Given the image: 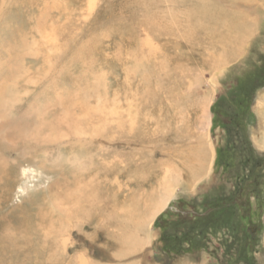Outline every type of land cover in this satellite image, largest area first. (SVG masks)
<instances>
[{"label": "rangeland", "instance_id": "374dc122", "mask_svg": "<svg viewBox=\"0 0 264 264\" xmlns=\"http://www.w3.org/2000/svg\"><path fill=\"white\" fill-rule=\"evenodd\" d=\"M50 1L45 14L39 4ZM117 1L0 0V42L8 37L6 48L14 43L11 30L24 37L12 63L0 43V218L15 216L27 225L14 235L3 229L0 236H19L16 241L25 244L38 237L31 234H43L33 239L36 247L14 249L8 260L38 264L44 252L53 251V232L63 229L66 235L67 214L74 223L77 210L90 212V199L98 193L124 202L111 199L108 208L97 206L100 211H129L124 216L135 221L140 184L108 169L122 158L117 151L131 150L121 149L125 138L151 137L159 140L152 159L164 160L160 173L168 168L171 174L163 186L166 197L156 192L144 214L148 232L143 230V244L131 258L138 264H264V0H157L159 11L171 12L168 21L158 22L160 33L182 37L171 40L164 56L158 51L149 56L146 30L133 23L124 28L110 17V4ZM199 8L216 12L221 22L228 18L231 31L249 30L240 51L223 64L197 61V51H189L187 32L202 15ZM175 14L177 26L169 23ZM47 39L53 40L50 46ZM214 51L199 50L207 58ZM187 138L204 142L203 168L194 159L195 140ZM162 147H190L193 160H183L188 150L170 159ZM125 162L115 166L125 171ZM69 189H74L71 210L60 211V217L54 196L63 193L66 203ZM158 216L160 226L154 224ZM89 231L74 228L72 237L94 259L104 235L89 243L82 236Z\"/></svg>", "mask_w": 264, "mask_h": 264}, {"label": "bare ground", "instance_id": "6f19581e", "mask_svg": "<svg viewBox=\"0 0 264 264\" xmlns=\"http://www.w3.org/2000/svg\"><path fill=\"white\" fill-rule=\"evenodd\" d=\"M152 1H153V4L156 5V7L155 6L151 7L153 4L151 5L149 0L148 1H146V0H118L116 4L115 3L110 4V7H109L110 17L115 16V22L118 24L121 23L124 26V28H125V26H127L126 23H128L129 26L131 25V23H133L132 26L135 27V25H136L137 28L146 30V33H145L146 34V38H145L146 43L145 44L148 47L147 53L149 54V56H150V52H153V51H158L159 53H162V55L164 56V55H166L165 49H168V47L171 46V40H176V39L180 38L181 36L179 35V33H176L178 28L174 31V33H176V34H172V36L170 34L165 33V32L160 33L161 31L158 30L159 28L157 26L158 22L168 21L167 18L170 16L171 12H165V10L159 11V9H157L159 2L157 0H152ZM156 1H157V3H156ZM222 1L223 0H221V2ZM225 1H227V0H225ZM37 2H39V1H37ZM37 2H35V4ZM51 2L52 1L47 2V3H43V4L42 3L39 4L40 9L43 13L45 12V14H46V11H48V9L50 8L49 3H51ZM148 2H149V4H148ZM36 5L38 6V3ZM90 5H91V3H90ZM112 8H113L114 12L111 11ZM199 9L201 10V8H199ZM202 10H204V9H202ZM202 10H201L202 15L197 16L196 17L197 19L196 18L194 19L193 27L191 29L192 31L187 32L189 34L188 35L189 38L186 37V39H189L188 42L190 43V47H191V50H189V51L190 52L192 51V53H194V51H197L196 54H193L194 58L197 61H200V60L201 61L217 60L219 63L223 64V62L227 61L228 58H231L234 53H238L240 51V48L242 47V44H243L245 38L248 36L249 30L248 29L245 30V28H244L242 33L240 32V30H238V32L231 31L230 27H228L229 21L227 20L225 22V20L228 18H224L225 20H223V22H221V20L219 19V16L217 17L216 12L213 11L210 13H206L205 11L203 12ZM141 12H142L143 18L140 20L139 18H137V15H138V13H141ZM220 15H222V14H220ZM175 16H176V14H175ZM225 17H228V16H225ZM238 19H240L239 16H238ZM37 20H38V18H37ZM40 21H41V19H40ZM1 22H2V20H1ZM169 23L177 26L178 25L177 16L175 17V20L173 22H169ZM3 25H4V23H3ZM122 25H120V26H122ZM161 25H164V24H161ZM6 28H8V26H6L5 29ZM222 28L224 29V31H222ZM144 30H142V31H144ZM198 31H200V32H198ZM197 32H198V35L195 36V34ZM38 34H39V32H38ZM9 35H11V39L9 40V42L14 41L13 44L9 43L7 48H6L5 45L7 44V38L8 37L6 39L2 40L0 43H1V45H3L6 48V57L8 58L7 62L9 63L11 61L10 63H12L13 60H15V58L18 56V49L22 50V44H23L24 37H23L21 32L18 33L17 36H15L13 30H11V34L9 33ZM154 36L158 37L157 42H154V40H152V39H154ZM28 39H30V38H28ZM52 41L53 40H51V41L48 40L47 44L49 45ZM236 43H239L241 46L237 45ZM177 46L178 45H173L172 48H175ZM195 46H197V48H194ZM198 46H200V47H198ZM202 46H206L207 49L215 48V51L212 53V55H213L212 58L204 57V55L199 52V50ZM227 50H229L228 53H227ZM222 52L224 53L223 56H222V54H223ZM35 53H36V51H35ZM148 54H145V55H148ZM191 56H192V54H190L189 57H191ZM19 65H21V64H19ZM10 67H11V65H10ZM161 69H162V66L160 67V70ZM187 139L189 141H192V139L195 140L194 144H193V153L195 152L196 157L194 156V159H195V161H197L196 159L198 158L199 162L198 161L197 162L199 163L201 168H203L205 166V159L207 156L206 148L204 147V144H203L204 142L200 138H191V139L187 138ZM157 140L158 139L151 138V137L150 138H125L124 141L121 142L122 143L121 149L130 148L131 150L130 151L124 150L123 152L117 151L118 156L121 155L122 158H119V157L115 158L114 157L115 159H113L112 163L117 164V163L126 161L125 162L126 163V170L124 171L123 168H119L118 165L115 166V164L112 165L111 167H109V169H108L109 172L110 171L114 172L117 175L121 174L122 172H124L126 176L129 174L130 176L127 178L128 181H133V182H136L137 184H140L139 185V191H138V197H139L138 200H139L140 204H142V205L140 207L141 212L138 213V215H139L138 218H136L135 221H132L133 219H130V218L127 219L124 215H125V213H128L129 211H123V212H116L115 210L100 211L98 209V207H107L105 202L108 203L109 201H111V199L113 200L112 203H114L116 201V204H120V205H124V202L122 200H118L117 198H114L111 194L106 193L107 191L100 193L101 198H99V193H98L94 196V199H90L92 202V204L90 202V206H91L90 212H93L94 214L88 212L85 209V207L82 210H77V212L79 214L77 215V218H76L74 223L72 222L71 218H69L71 213L69 215L67 214V216L65 215L67 217V219L65 221L66 222V230H67L65 233L66 234L65 236L61 233L63 231L62 227H64L63 224H61V221L59 222L60 225H62V227L60 228L59 225L57 224V220H56V225H58V228L60 229V231L62 229V231L56 232L55 230H53V231H55L52 234V239H53L52 244L54 245V247L52 246L53 251L44 252V254L37 259L38 264L42 260H45L44 256L47 253H48V255L46 257H47L48 261L45 264H74V262H78L79 264H138L139 261L137 262L136 258L135 259L131 258L130 255L134 254V252L132 251L133 249H135L137 251L141 247V244H143V242H142L143 241V238H142L143 230L148 232L147 231L148 230V228H147L148 222H146L147 220H146L144 214L147 213V211H149L148 209H150L152 207V203L154 201L153 196L155 195L156 192H161L162 196L166 197L165 196L166 189H168V188L163 187V186L169 180L170 174H171V173L169 174L168 168H165V171H162V174L160 173L161 168L163 166H165L164 160L163 161H161V160L155 161L152 159L151 154L153 153L154 149L157 146V143H158ZM174 141H175V138H174ZM102 144L104 145V143H102ZM116 144H117V142H116ZM119 144H118V146H119ZM191 144H192V142H191ZM158 146H159V144H158ZM190 147L192 148V146H190ZM190 147L185 148L182 151H178L176 149H171L169 147H165V148L162 147L164 149L163 155L170 157V159H174V160L177 159L178 160V159H181L182 155L184 154L183 152L188 150L190 152V154L188 156L184 157L183 160H188L187 159V157H188L190 159V161H192L193 160V154L191 152ZM94 152H96V151H94ZM119 152H121V154H119ZM100 153H101V151H100ZM86 154H88V153H86ZM91 154H90V156H91ZM94 155H97V154H94ZM123 157H124V159H123ZM23 168H21L23 175L27 174L28 170L26 168L25 169H23ZM195 168H196V166H195ZM196 171H198V169ZM105 172L107 174L109 173L108 171H105ZM122 176L124 177L123 174H122ZM74 178L76 180L80 179L78 175H74ZM72 184H74L77 188L79 186L78 183L77 184L72 183ZM9 189H10V187H9ZM66 189L64 191H67ZM62 194H61V196H60V193L57 194L56 196H54L55 197L54 198L55 199V207H56V210H58V211H56V213L60 217H61L60 211L71 210V207H68V206H71L72 204L68 205L67 203H69V201H72L73 196H74L73 195L74 189H69L68 193H66V195H65V197H66L65 200L67 201L66 203L61 199L63 196ZM4 195H5V198L7 199L8 194L4 192L3 196ZM168 197H170V196H168ZM118 198H119V196H118ZM3 199H1V200H3ZM165 203H166V201H164L161 204V208L165 205ZM112 208H115V205ZM59 212H60V214H59ZM137 212L138 211H135V213H137ZM129 214H130V212H129ZM156 215L157 214H155L154 216H156ZM56 219H58V218H56ZM25 221L26 220H24L23 222H20V220H18L15 216L11 219H8V220H6V219H4V217H2V219L0 218V231H3V229L4 230L10 229V231L12 230V234H13V231L20 233L23 226L25 228H27V225L24 224ZM33 222L36 223L37 225H40V223H38L36 221H33ZM74 228L76 229L77 232H81L84 228L89 229L90 231L88 232L87 235H82L83 237L87 238L89 243L95 242L96 240L100 241L101 237L104 235V241L103 240L100 241L101 244H99V248H98L99 252L98 253L94 254L92 248L88 249L86 247V249H88L90 251L89 256L92 257L94 254V257H93L94 259L88 258L86 255V250H84L83 248H79V247H81V245L83 246V243H80V245H79V244L74 242L73 237H72ZM31 230L32 229H30V231ZM127 231H128V233H126ZM42 232L43 231H41V233ZM92 232H93V235H90ZM31 235L38 236V237H34L33 239L43 237V234H40V233H35V234H31ZM151 235H153V234L151 233ZM13 237H15V239H16L17 235H15ZM26 237H28V236H26ZM11 238H12V235H11ZM11 238H4V237L0 236V254L4 258V259L0 260V264H2V262H4V261H6L7 264H11L12 261L8 260V259L9 258L12 259L13 254H14V252H13L14 249H18V248L27 249V248H29V247L31 248L33 246L36 247L33 243L32 237H29V241L25 244H22V243H19L18 241H16L18 238L20 239L19 236L16 240H13ZM90 239H94V240H90ZM42 243H43V241H42ZM50 247L51 246H49V249H50ZM74 249H75V251L72 253V250H74ZM22 254L24 256V259H26V260L29 259V255H27V253L22 252ZM97 257H99V258H97ZM12 264H15V263L13 262Z\"/></svg>", "mask_w": 264, "mask_h": 264}, {"label": "trees", "instance_id": "16d2710c", "mask_svg": "<svg viewBox=\"0 0 264 264\" xmlns=\"http://www.w3.org/2000/svg\"><path fill=\"white\" fill-rule=\"evenodd\" d=\"M160 217H161V216H158V217L156 218L155 222H154V224H156L157 226H160V225H158L159 220H160Z\"/></svg>", "mask_w": 264, "mask_h": 264}]
</instances>
